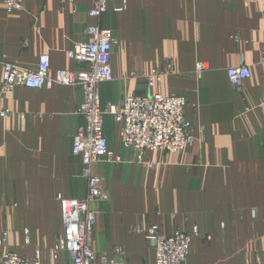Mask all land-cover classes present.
I'll use <instances>...</instances> for the list:
<instances>
[{"label": "crops", "instance_id": "obj_1", "mask_svg": "<svg viewBox=\"0 0 264 264\" xmlns=\"http://www.w3.org/2000/svg\"><path fill=\"white\" fill-rule=\"evenodd\" d=\"M91 7L92 0H24L9 12L0 1V60L37 70L49 53L51 77L86 70L69 51L88 39V26L109 28L116 43L113 79L100 86L103 104L184 95L194 136L182 153L147 151L139 160L124 144L122 123L105 116L109 148L120 161L93 166L105 191L91 234L98 255L155 264L146 236L134 232L155 224L166 236L178 228L191 235L186 264H263L264 0H111L100 17ZM168 59L176 73L148 87V76ZM198 61L207 63L201 73ZM241 63L252 73L242 91L227 73ZM2 72L0 66V80ZM83 99L82 85L56 83L18 85L3 97L11 115L0 118V230L8 234L0 252L74 264L59 247L65 230L57 195L87 193L82 160L72 152L86 122L77 111Z\"/></svg>", "mask_w": 264, "mask_h": 264}, {"label": "built area", "instance_id": "obj_2", "mask_svg": "<svg viewBox=\"0 0 264 264\" xmlns=\"http://www.w3.org/2000/svg\"><path fill=\"white\" fill-rule=\"evenodd\" d=\"M0 1L9 12L20 11L23 8L24 0ZM110 1L92 0L90 14L100 17L106 12ZM86 33L88 39L75 43L69 51V56L74 61L87 66L86 70L61 69L55 77H51L49 53L40 55L37 70L26 69L13 61L0 60V66L3 68V77L0 80V118L11 115L9 110L3 108L2 100L18 85L28 88L51 87L55 83L83 86L84 99L77 107V111L85 117L86 122L78 127L74 135L72 151L82 160L84 177L87 179V194L83 198L57 195V200L62 205L65 230L59 247L67 250L74 264H130L124 256L113 258L99 256L91 239L97 216L95 203L105 196L104 179L93 172V166L102 159L120 161V157H115L109 148L105 133V116L111 115L122 123L121 134L124 144L134 150L139 160L143 159L147 151L182 153L194 142L192 125L186 113L188 100L179 94L146 93L126 96L120 101L103 104L100 86L113 79L111 61L116 39L111 29L100 25L88 26ZM262 66L264 70V53ZM206 68L205 61L197 62V72ZM174 73L175 64L168 59L148 76V87H153L165 74ZM227 73L232 85L240 91L252 75L245 63L229 67ZM149 165L155 166L151 161ZM134 232L146 236L154 249L155 264H186L192 237L182 229L178 228L172 235L166 236L160 232L158 225L152 224L145 229L139 224ZM7 240V232L0 230V245H5ZM123 251L122 248H116L117 253L123 254ZM0 264L42 263L39 255L28 261L18 253L6 250L0 252Z\"/></svg>", "mask_w": 264, "mask_h": 264}, {"label": "rangeland", "instance_id": "obj_3", "mask_svg": "<svg viewBox=\"0 0 264 264\" xmlns=\"http://www.w3.org/2000/svg\"><path fill=\"white\" fill-rule=\"evenodd\" d=\"M2 67V66H1ZM2 70H3V68H2ZM3 73V72H2ZM198 73H201V72H198ZM152 74V73H151ZM150 74V75H151ZM166 75H171V74H165L164 76H166ZM173 94H175V93H173ZM180 95V94H179ZM184 96V95H183ZM73 152V151H72ZM87 194V193H86ZM59 201V200H58ZM60 202V201H59ZM60 204H61V202H60ZM61 207H62V205H61ZM62 213H63V210H62Z\"/></svg>", "mask_w": 264, "mask_h": 264}]
</instances>
